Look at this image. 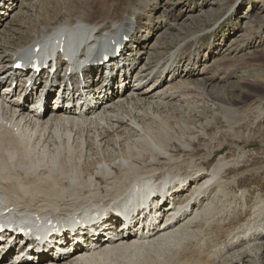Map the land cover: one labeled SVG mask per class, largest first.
Listing matches in <instances>:
<instances>
[{
	"label": "rangeland",
	"instance_id": "obj_1",
	"mask_svg": "<svg viewBox=\"0 0 264 264\" xmlns=\"http://www.w3.org/2000/svg\"><path fill=\"white\" fill-rule=\"evenodd\" d=\"M68 1L74 0L10 1V6L17 4V14L9 13L10 17L4 16L7 20L1 23L0 52L3 53L0 59L10 60L18 48L37 38L38 28L76 17L86 5V0H77L74 10L69 12L65 6ZM102 1L110 5L116 2ZM126 5L129 12L123 11L127 9ZM103 10L96 8L99 13ZM108 11L111 10L106 8L96 20L106 18ZM113 13L116 14L98 23V35L102 31L101 24H106L103 29L110 28L114 26L112 21L116 20L120 26L108 33H116L115 37H118L121 30H127V16L129 30L136 32V39L126 49L129 59L126 65L131 63V69L134 65L136 69L130 83V91L135 93L133 96L137 97L139 93L133 88L138 82L143 84V79L162 82L160 86H165L159 87L161 91H155L158 94L151 96L147 92H153L159 84L144 83L143 86H147L140 92H147L139 97H146L147 102H134L132 111L123 109V114L131 113L143 130L117 123L111 140L97 150V158L91 156L86 165L109 156L113 145H119L117 151L114 149L118 155L134 148V144L139 146L140 141L136 143L134 140L140 134L145 132L144 135H148L158 128L166 131L173 136V156L181 159L178 164L171 161L173 166L167 164L169 167H166H172V173H180L190 180V193L187 191V200H179L177 207H180L195 196L194 183L200 182L220 159L231 162L221 171L223 177L219 175L214 186L204 192L188 211L192 219L197 217L190 223L189 231L179 233L161 246L144 248L135 259L139 264H222L226 257L232 256L236 261L227 264H264V246L262 249L256 245L264 242V0H127ZM121 15H124L122 22L117 20ZM23 19L32 23L22 24ZM173 62L174 66L170 65ZM150 65L153 69L141 73L142 68ZM187 65L192 68L188 69ZM164 66L171 72L166 80L161 76V72L167 70L163 72ZM3 70H0L1 74ZM190 71L195 74L190 75ZM180 72L184 73L178 77ZM141 74L149 77L141 79L144 76ZM136 79H139L137 83ZM186 79L198 81L204 89L181 87L176 89L177 92L169 91L164 97L163 92L170 85L181 84ZM151 85L152 89L146 90ZM120 95L124 93L114 94L112 102H116ZM103 107L97 105L94 109ZM182 143L190 146L184 148ZM90 144L95 147L94 140L90 139ZM85 160L83 158L82 163ZM197 171L203 174L199 177ZM176 184L172 196H181L183 193L176 191L180 189L175 188ZM82 217L80 212L68 215L65 210L53 219L75 221ZM243 250L247 252L244 257ZM111 258L100 264H128L126 255L115 259L112 253Z\"/></svg>",
	"mask_w": 264,
	"mask_h": 264
},
{
	"label": "bare ground",
	"instance_id": "obj_2",
	"mask_svg": "<svg viewBox=\"0 0 264 264\" xmlns=\"http://www.w3.org/2000/svg\"><path fill=\"white\" fill-rule=\"evenodd\" d=\"M125 1L127 0H116L110 5L102 0H86V5L81 11L79 10V14L76 17L71 16L57 25L52 23V26L38 28L36 31L37 38L33 41L34 44L31 48L29 46L21 47L22 49L14 51L16 54L28 49L33 51L38 44H41L43 46L39 53L42 56L44 53L50 52L51 48L52 50L56 48L57 41L58 45L64 43L67 51H70L73 47L80 49L82 43L89 39L92 40L91 45H96L102 39H107L111 43L120 41L122 36L115 37L116 33H107L98 37V23L116 14L113 12L120 10L121 4ZM74 2L78 1L65 2L69 12H72L75 8ZM111 7L113 9H110ZM96 8H103L104 10L99 13ZM106 8L111 10L107 12L108 16L106 18L104 16L100 21H97L96 18L104 14ZM125 8L127 9H123V11H130L127 5ZM110 12L113 14H110ZM1 14L9 15V13L2 12V10ZM123 16L121 15L117 20L122 22L124 20ZM0 18L2 17L0 16ZM22 21V24L32 23L25 19ZM79 31H82L83 35L77 36ZM121 32L130 36L126 33L127 30H121ZM47 35H52L51 40L49 38L43 39ZM131 39H136V32L131 35ZM2 53L1 51V57ZM124 56L123 60H129L126 54ZM12 58L10 56V60ZM5 62L4 58L0 59V70L5 69ZM15 62L12 61L11 65ZM166 69L167 66H164L162 68L163 72ZM169 72L170 69L166 76H168ZM189 74L194 75L195 73L190 71ZM127 78L124 81L127 82ZM99 80L102 79L99 78ZM12 81L8 77L3 79L0 77V92L2 88H5V91L0 93V209L7 210L12 208L9 220H12L13 223L22 224L21 222H26L30 230L37 232L43 221L46 219L51 220L55 216L61 215L65 210H67L68 215H73L76 212L82 214L83 217L75 220L76 222L87 218L99 217L102 212L110 210L114 204L118 205L126 196L130 198L125 203V205H128L139 198L149 197L153 190L159 187L162 188L164 194H168L170 190L174 189L173 185L175 182L173 183V181L182 176L180 173H172L174 172L171 169L172 167L168 169L166 167L168 165L173 166L171 161L175 163L177 161L176 164H178V159L180 161L181 159L180 157L176 159L173 156V151L171 150L173 136L166 131L158 130L159 128L156 132H149L148 135H144L145 132L143 135L140 134V137L134 140L136 143L140 141L139 146L132 143L135 145H133L134 148L116 155L114 149L119 145H113L112 153L109 156L102 157L101 161L96 160L88 166L86 165V161L91 160V156L96 159L97 150L101 149L102 146L104 147L105 143L111 140L112 133L117 130L115 129L117 123H122L130 129L140 127L143 130V127L131 113L129 115L123 114V109L130 108V111H132L134 102H139V104L140 102H147L145 101L146 97H139L144 96L143 93L147 91H138L139 93L135 97L133 96L135 93H131L128 89L120 92L114 90V87L110 89L104 88L103 82L105 81H102V85L94 81L92 87L88 89L89 95L94 98V106L87 111L79 107L68 109L64 105L59 109L52 110L47 104L44 111L30 112L26 104L18 102L21 92L16 95L17 88H11ZM9 82L10 84L8 85ZM126 86L128 87V84ZM170 86L166 92H163L164 97L169 91L171 92L181 87L204 89L198 81H187V79L182 81L181 84ZM68 88L65 87V89ZM102 93L104 95H101ZM119 93H124V95H120L116 98V100L118 99L116 102H112L114 94L117 96ZM156 94L158 92L151 94V96ZM12 97L13 99H11ZM218 98L221 99L222 97L218 96ZM97 105H103L104 107L96 110L94 108ZM56 110L60 111L57 112ZM166 126L168 127V123ZM90 139L94 140L95 147L90 144ZM179 141L181 142L182 140L179 139ZM126 144L128 145V143ZM189 146L190 144L188 143H182L184 148ZM137 150L139 152H136ZM83 158L86 159L83 162L84 164L82 163ZM110 160L113 161L110 162ZM230 163V161L223 158L217 162V165L210 172L206 171L208 174L203 176L200 182L194 183L196 186L193 185L196 188L195 196L186 204H181L180 207H177V205H180L178 201L175 204L176 206L173 204L174 208L173 206H168L164 210L162 207H155V213L152 215L156 213L160 215L163 212H165L166 216L170 215L166 228L161 229L159 224L158 227L149 229L146 234L138 237L131 230H127V235L123 238L114 243L105 244V246L102 243L100 248L93 253L81 248L75 255L63 257L55 264H100V262L111 260L112 253L115 259L117 256L126 255L128 264H139L135 257L144 248L156 245L161 246L179 233L189 231L190 223L194 222L197 217L192 219L188 211L192 208L194 202L201 198L204 192L206 193L207 189L209 190L214 186L217 177L222 174L221 171ZM197 168L199 169V167ZM183 178L188 179V177ZM221 185L219 188L224 184ZM176 191L180 193L182 190L178 188ZM173 192L170 197H172ZM158 198L157 195L154 198L157 200L155 201L157 204L159 203ZM168 199L170 200L169 197ZM204 199L206 198L204 197ZM165 205L167 206L168 204ZM68 210L71 211L69 212ZM198 213L200 214L199 211ZM198 213L194 215H198ZM20 214L24 215L23 220L25 221L21 220ZM185 219H187L186 222H184ZM152 220H155V217ZM60 222L68 223L72 221L61 220ZM170 223H173V225H169ZM262 231H264L263 228ZM233 236L232 238L234 239ZM256 245L263 249L264 242ZM225 246L229 245L225 244ZM246 249H249V247L244 248V250ZM244 250L241 252L243 257L247 254ZM230 261L235 262L236 259L228 256L222 261V264H227ZM6 264L12 263L7 262ZM18 264L30 263L20 262ZM40 264L46 263L41 262Z\"/></svg>",
	"mask_w": 264,
	"mask_h": 264
}]
</instances>
